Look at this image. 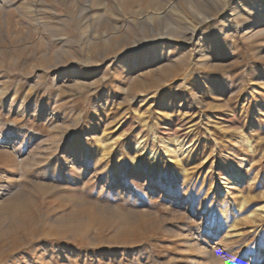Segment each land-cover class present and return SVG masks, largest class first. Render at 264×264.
Returning a JSON list of instances; mask_svg holds the SVG:
<instances>
[{
    "label": "rangeland",
    "instance_id": "1",
    "mask_svg": "<svg viewBox=\"0 0 264 264\" xmlns=\"http://www.w3.org/2000/svg\"><path fill=\"white\" fill-rule=\"evenodd\" d=\"M0 264H264V0H0Z\"/></svg>",
    "mask_w": 264,
    "mask_h": 264
},
{
    "label": "built area",
    "instance_id": "2",
    "mask_svg": "<svg viewBox=\"0 0 264 264\" xmlns=\"http://www.w3.org/2000/svg\"><path fill=\"white\" fill-rule=\"evenodd\" d=\"M0 140H3L2 136H1V133H0Z\"/></svg>",
    "mask_w": 264,
    "mask_h": 264
}]
</instances>
